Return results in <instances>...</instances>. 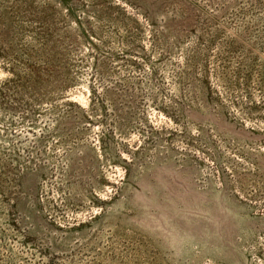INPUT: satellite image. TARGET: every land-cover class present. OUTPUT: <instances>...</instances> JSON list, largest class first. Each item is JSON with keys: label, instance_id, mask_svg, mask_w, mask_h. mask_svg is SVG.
Wrapping results in <instances>:
<instances>
[{"label": "rangeland", "instance_id": "rangeland-1", "mask_svg": "<svg viewBox=\"0 0 264 264\" xmlns=\"http://www.w3.org/2000/svg\"><path fill=\"white\" fill-rule=\"evenodd\" d=\"M0 264H264V0H0Z\"/></svg>", "mask_w": 264, "mask_h": 264}]
</instances>
